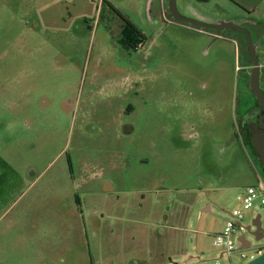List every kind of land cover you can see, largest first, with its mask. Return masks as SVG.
Returning <instances> with one entry per match:
<instances>
[{
  "label": "rangeland",
  "instance_id": "374dc122",
  "mask_svg": "<svg viewBox=\"0 0 264 264\" xmlns=\"http://www.w3.org/2000/svg\"><path fill=\"white\" fill-rule=\"evenodd\" d=\"M109 1L0 0V167L24 183L11 207L0 195V264H215L213 235L257 183L235 136L255 105L245 34L215 31L237 41L217 52L111 0L146 36L129 50ZM235 240L222 264L264 251Z\"/></svg>",
  "mask_w": 264,
  "mask_h": 264
},
{
  "label": "crops",
  "instance_id": "0c3cea01",
  "mask_svg": "<svg viewBox=\"0 0 264 264\" xmlns=\"http://www.w3.org/2000/svg\"><path fill=\"white\" fill-rule=\"evenodd\" d=\"M193 1H195V3L200 6H197V4L195 5ZM209 1L210 0H183L180 2L177 0L176 9L178 13L184 17L214 24L221 22H232L246 27L250 31L251 35L256 37V39L253 38V43L255 44V52L259 54L257 58L260 67V85L264 90V0H215V6L212 8H209L205 5V3H208ZM145 2H147V17L149 20L155 24H160L162 21L165 22L166 29L169 31V33L173 34L175 40L178 39L179 42H181L182 34L188 32L198 34L201 36V40L204 39L205 42L211 41L213 44H216L215 51L217 50V52L219 48H222L221 45L220 47L218 46L219 42H228L231 43L235 49L237 48V41L234 39L236 34L233 35L234 40H232L224 35L204 30V28H197V26L192 24L177 21L172 14L170 0H145ZM108 3L113 5L115 4L111 0ZM121 13H123L136 26H138L129 15L123 11H121ZM155 13H157V15H155ZM198 40H200V38ZM259 57L262 59V61L259 59ZM238 67L240 68V66H237V68ZM251 68H253V64L251 65L248 60H246L243 69H245L247 75L251 74L248 73L249 69ZM246 87L249 89L248 85ZM146 101L147 103L149 102L148 98ZM241 147L243 148L246 158L249 162L245 148L242 145ZM4 165V167H8L6 171L10 175H12V173L16 175L18 174L17 171L11 168L7 163H4ZM6 171L4 168L0 167V195L3 197V199L8 200V203H10L9 207H11V199L14 198L13 201L19 199V195L18 197H13L12 193L15 192L17 194V192H20L19 190L24 183L21 178L16 179L5 176L7 174ZM205 210L210 211L211 205H208ZM254 218L252 220H254ZM197 256L199 255H189V258H197Z\"/></svg>",
  "mask_w": 264,
  "mask_h": 264
},
{
  "label": "water",
  "instance_id": "95a60500",
  "mask_svg": "<svg viewBox=\"0 0 264 264\" xmlns=\"http://www.w3.org/2000/svg\"><path fill=\"white\" fill-rule=\"evenodd\" d=\"M170 4H171V9H172V14L174 18L179 22L192 24L200 28H204L208 30H215L218 32L226 28H232V29L241 31L242 33L245 34L247 38V44H248V47L250 49V52L253 58L252 59L253 68L250 74L251 88L254 91L259 103L264 107V91L260 85V67H259L258 58L256 56V52H255V44L253 43L250 32L246 28L240 25H237L235 23H232V22H221L218 24H212V23H207V22L196 20V19L189 18V17H184L180 15L176 9V0H170ZM260 124L264 127V115L260 117ZM251 142L264 168V130H257L256 127H253L252 135H251ZM247 231L250 234H252L256 240H261L264 238V228L262 226L261 214H258L254 218V220H252L251 224L248 226ZM238 241L240 242V248H248L251 245L250 241L247 239L245 234H242L238 238ZM252 264H264V252L260 254L259 256H257L255 259H253Z\"/></svg>",
  "mask_w": 264,
  "mask_h": 264
},
{
  "label": "built area",
  "instance_id": "2783aa9c",
  "mask_svg": "<svg viewBox=\"0 0 264 264\" xmlns=\"http://www.w3.org/2000/svg\"><path fill=\"white\" fill-rule=\"evenodd\" d=\"M237 133L240 136V132L238 129H237ZM240 141L243 144V139L241 138V136H240ZM248 159L252 167V170L254 171L257 177V183L253 185H249L243 190V192L238 197V199L241 202V208L233 209L230 213L232 219H229L226 222L224 230L220 233H215L213 235V245L219 248L221 251L220 257L216 259L215 264H222L221 258L224 255L231 257L232 254L237 250V247L235 245L236 234H238L239 232L247 231L248 226L251 224L250 223L248 226L244 225V222L246 221L244 211L250 210L255 205V203L258 202L259 206L261 207L264 213V175L259 165L255 162L253 156L250 155L249 153H248ZM239 249H243V248H239ZM263 252H264L263 250H259L257 254H252L249 257L243 255L242 257L245 258V264H252L253 259H255ZM197 258H200V256H197Z\"/></svg>",
  "mask_w": 264,
  "mask_h": 264
},
{
  "label": "trees",
  "instance_id": "16d2710c",
  "mask_svg": "<svg viewBox=\"0 0 264 264\" xmlns=\"http://www.w3.org/2000/svg\"><path fill=\"white\" fill-rule=\"evenodd\" d=\"M202 1H206V0H202ZM108 3V2H107ZM111 8L113 9V11L122 19V21L124 22V26H123V30H122V39L121 42L124 45L125 48L127 49H137L140 45L143 44V42L146 40V36L144 35V33L131 21L129 20L123 13H121L117 8H115L112 4L108 3ZM199 28V27H197ZM207 31H211V32H215V30H208V29H204ZM234 31H236L237 33H242L241 31H238L236 29H233ZM243 34V33H242ZM245 36V35H244ZM250 64H253V61L250 60ZM247 83H248V88L250 89V91L252 92V94L255 97V102L256 105L249 108L248 111L246 112V114H250L253 110H255V108L258 106V101L256 98V95L254 93V91L251 88L250 85V75L247 76ZM237 128L239 130L240 133L243 134V140L244 143L246 145V147L249 148V150L251 151V154L255 160V162L259 165L263 175H264V168L258 158V155L255 151V148L251 142V132L249 130L248 124L246 122H244L243 120L238 122ZM235 136H237V133H235Z\"/></svg>",
  "mask_w": 264,
  "mask_h": 264
},
{
  "label": "flooded vegetation",
  "instance_id": "af4514ba",
  "mask_svg": "<svg viewBox=\"0 0 264 264\" xmlns=\"http://www.w3.org/2000/svg\"><path fill=\"white\" fill-rule=\"evenodd\" d=\"M257 101H258V99H257ZM258 103H259V101H258ZM255 105H256V102H255ZM262 115H264V107L260 103L255 108V110H253L250 114L247 115L248 118L244 122H246L248 124V127H249V130L251 132V135H252V128L253 127H256L257 130H264V127L260 124V117ZM235 133H237V131ZM240 136H241L242 139L244 138L242 133H240ZM240 136L237 133L236 138L239 139V141H240ZM240 143H241V141H240ZM245 149L250 155H252L251 151L249 150L248 147H245Z\"/></svg>",
  "mask_w": 264,
  "mask_h": 264
}]
</instances>
